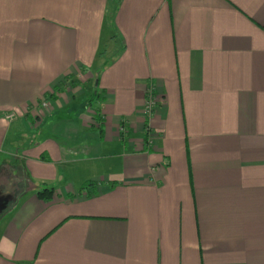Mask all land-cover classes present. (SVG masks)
<instances>
[{"label": "crops", "instance_id": "0c3cea01", "mask_svg": "<svg viewBox=\"0 0 264 264\" xmlns=\"http://www.w3.org/2000/svg\"><path fill=\"white\" fill-rule=\"evenodd\" d=\"M0 191V264H264V0H0Z\"/></svg>", "mask_w": 264, "mask_h": 264}, {"label": "built area", "instance_id": "2783aa9c", "mask_svg": "<svg viewBox=\"0 0 264 264\" xmlns=\"http://www.w3.org/2000/svg\"><path fill=\"white\" fill-rule=\"evenodd\" d=\"M158 103V99L156 95L153 92V87H148L146 92V99L143 104V115L146 119H149V117L152 115V112L156 108V105ZM9 119L13 117V114H9L7 116Z\"/></svg>", "mask_w": 264, "mask_h": 264}, {"label": "trees", "instance_id": "16d2710c", "mask_svg": "<svg viewBox=\"0 0 264 264\" xmlns=\"http://www.w3.org/2000/svg\"><path fill=\"white\" fill-rule=\"evenodd\" d=\"M100 96V93L95 92L91 97L89 98V103L94 106L95 111L97 112L99 110V106L95 103L97 97ZM38 196L42 198L43 200L47 201L51 195L52 190L48 188H43L42 190L38 191Z\"/></svg>", "mask_w": 264, "mask_h": 264}, {"label": "water", "instance_id": "95a60500", "mask_svg": "<svg viewBox=\"0 0 264 264\" xmlns=\"http://www.w3.org/2000/svg\"><path fill=\"white\" fill-rule=\"evenodd\" d=\"M14 200V194L8 191H0V212L4 210L9 201Z\"/></svg>", "mask_w": 264, "mask_h": 264}, {"label": "rangeland", "instance_id": "374dc122", "mask_svg": "<svg viewBox=\"0 0 264 264\" xmlns=\"http://www.w3.org/2000/svg\"><path fill=\"white\" fill-rule=\"evenodd\" d=\"M2 216H4V214H1V213H0V218H1Z\"/></svg>", "mask_w": 264, "mask_h": 264}]
</instances>
